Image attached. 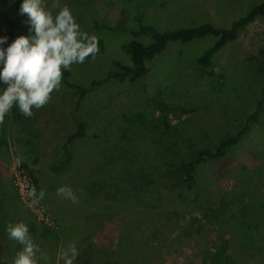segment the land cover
Listing matches in <instances>:
<instances>
[{
	"label": "rangeland",
	"instance_id": "rangeland-1",
	"mask_svg": "<svg viewBox=\"0 0 264 264\" xmlns=\"http://www.w3.org/2000/svg\"><path fill=\"white\" fill-rule=\"evenodd\" d=\"M3 1L0 0V37L5 36L4 21L12 15V8ZM263 1L59 0L61 7L70 8L81 31L97 36L102 44L94 57L67 70L68 80L84 87L112 71L111 62L128 65V56L121 46L131 41L142 45L150 42L147 36H130L128 31L138 23L157 31L203 23L226 29ZM52 3L53 0H45L49 9ZM51 10L53 15L59 11ZM22 15L28 19L27 14ZM29 35L34 36V31H27L26 36ZM16 38H8L0 48L6 49ZM214 41L207 35L188 43H169L164 51L145 62V74L133 84L108 83L79 102L73 114L80 122L98 123L92 127L95 140L85 132L84 138L68 146L71 160L63 173L49 170V165L61 156L60 149L54 158H41L47 164L40 166L39 184L34 178L40 191H45L46 205L54 216L41 200L44 209L54 222L56 217L66 219L67 214L72 223L66 228L71 232L61 238L56 225L53 229L42 227L17 198L12 213L13 224L26 223L35 242L51 256V264H61L59 251L68 243L75 242L79 249L78 237L72 231L79 227L81 211L85 231L89 222L96 220L100 224L110 222L111 230L120 228L128 234L132 243L128 244V254L139 258L138 264H264V112L224 158L197 166L195 185L190 191L184 189L175 166L180 157L234 134L253 110L264 85V16L247 24L235 41L216 52L210 68H198L196 58ZM2 83L0 92L6 87ZM73 100L72 92L62 85L59 92L52 93L49 104L52 111L59 112L63 110L62 102L70 105ZM56 117V123L64 125L63 136L74 132L66 118ZM35 119L27 122L14 118L8 123L5 118L7 124L0 125V133L13 128L8 132L24 142L31 135H24L28 133L25 128H42V118ZM18 122L23 124L15 125ZM35 156L37 153L32 152L31 157ZM14 159L24 169L22 161L13 155L9 173ZM65 185L74 190L78 204L56 194V189ZM134 187L136 191L169 192L172 207H163L161 201L145 197L143 205L136 206L133 199L129 200L131 205L126 203L127 198L120 194L130 190L131 196ZM121 199H125L123 205ZM122 206L130 209L123 211ZM138 207L139 213L135 211ZM47 230L58 237L56 241L46 234ZM4 232L0 230V257L14 264L23 246L10 238L3 239L8 237ZM117 239L123 242L116 234H110L107 242ZM84 250H79L74 264L95 262L85 257Z\"/></svg>",
	"mask_w": 264,
	"mask_h": 264
},
{
	"label": "trees",
	"instance_id": "trees-1",
	"mask_svg": "<svg viewBox=\"0 0 264 264\" xmlns=\"http://www.w3.org/2000/svg\"><path fill=\"white\" fill-rule=\"evenodd\" d=\"M6 5L10 6L12 8L11 11V18L4 21V35L8 38H14V36H20V35H27V31L30 30V25L28 24V19L24 18L22 14L18 11L21 6V0H5L3 1ZM264 16V1L251 7L243 16L233 21L228 28H219L214 27L211 24L203 23L198 26L188 27V28H176L169 31H157L154 29V27L146 24L138 23L135 28L129 30V34L131 37L136 38L139 36H147L150 39V42L146 45H142L136 41H131L129 43H126L121 46V50L128 56L129 64L128 65H122L118 62H111V65L113 66V70L106 73L104 76L91 80L87 86L81 87L77 86L74 83L69 82L68 77L69 73L67 70H63V79H62V85L70 90L72 92V96H74V100L69 103H73V105L70 108V105L66 104L65 102H62V108L63 110H60L59 112L52 111L53 107H50V102L45 105L43 108L35 109L33 108L34 115L32 117H25L16 107L15 105L10 110L8 114H6L5 118H7L8 123L11 120H14V118H21L27 122L33 121L37 117L42 118V126H46L53 121L57 120L56 116H61L63 120L65 118L67 119L68 125H72L75 130L73 133L64 135L62 137V140L59 145L60 149V157L53 163L49 165V170L53 173H63L68 168L67 164L71 160V155L69 151L67 150L68 146L71 145L72 142L82 139L86 136V133L90 134L91 138L95 140V134H92L93 128L97 127L98 123L94 121H84L80 122L77 120L76 115L74 116L73 112L79 107V102L87 97L89 94H91L96 89L108 84V83H128L133 84L136 82L137 79H139L141 76H143L146 72L145 68V62L149 61L153 56L160 54L162 51L165 50L166 46L169 43L173 42H180V43H188L194 39H200L204 36L210 35L215 38L214 43L200 56H198L195 60V64L198 68H202L207 70V68H210L211 66V59L214 56L216 52H218L222 47L227 45L230 42L235 41L237 38V33L245 27L247 24L253 22L256 18ZM94 26L97 28L99 27L98 24H94ZM118 28V26H116ZM121 28V27H120ZM101 41H98V47L101 48ZM0 67H2L0 65ZM264 73V71H263ZM1 83V82H0ZM3 84V83H2ZM65 97V95H64ZM62 98V97H61ZM67 105V106H66ZM264 112V85L259 93V96L255 102L253 110L245 117L242 123H240L237 126L236 131L234 134L227 136L225 138L220 139L218 142H216L214 145L206 148L199 149L195 151L194 153H190L186 155L185 157H180V161L175 164L177 172L179 174V177L181 179V182L183 184V187L185 190L190 191L193 186L195 185V172L197 169V166L209 161H218L226 156V154L231 150L233 146H235L241 139L244 133H246L250 127L257 122V120L263 115ZM43 114H47L48 116ZM24 121V122H25ZM34 124L36 125V119L34 120ZM4 124H7L4 122ZM3 124V125H4ZM23 124V122H18L15 125ZM12 125V124H11ZM91 128L89 129L88 127ZM93 127V128H92ZM12 129H9L8 131H11ZM2 131L0 127V132ZM4 132L0 133V140L4 139L6 134H10V132ZM97 131V130H96ZM86 132V133H85ZM147 158V156H145ZM80 163V162H79ZM26 172H28L31 175V172L29 168H27L25 165H23ZM78 168H75L76 170ZM71 171V169L69 170ZM79 171V169H78ZM80 173V172H79ZM36 183V181H35ZM36 192L37 194L40 191V187L36 186ZM116 188L118 186L116 185ZM130 189V188H129ZM98 191V190H97ZM96 191V192H97ZM140 191V193H139ZM119 193V192H118ZM130 190L124 191L120 194V197H126L127 201L126 203L131 205V202L129 200L133 199L135 200L136 204H142L144 201V197L149 198L150 200L153 199V201H161V205L163 204V207H172L171 203V194L164 190H158L153 189L152 191H142L137 190L134 187L133 193L131 196H129ZM97 195V193H96ZM151 196H154L155 198H151ZM10 199V198H9ZM96 199V198H95ZM98 199V198H97ZM156 199V200H154ZM125 199H121L119 202L120 204L124 203ZM168 203L171 205L169 206ZM134 204V202H133ZM126 206V205H125ZM123 207V211H127L128 207ZM137 206V205H136ZM161 206L160 211L162 213L165 212V208L163 209ZM2 208H6L5 211H3ZM100 208V207H98ZM130 209V207H129ZM135 210L137 213L140 211V207H138ZM143 209V208H142ZM169 208H166L168 210ZM95 212H99V210H94ZM131 211V210H130ZM13 208L11 206V202L6 204V207H1L0 205V230L5 231L4 235H7V225L9 223L14 222L13 214ZM124 213V212H123ZM9 215V216H8ZM84 215V211H81V217L80 221L77 220L79 223V227L77 231H72V234H75V237L77 236L78 239L76 241H79V249L78 250H84V248H87L84 250L83 253L85 257L88 258V260H95L93 264H138L139 258H136V256L132 254H128V244H132L131 240L128 236V234H123L120 231V228L117 229V231L111 230V225H109L110 222L105 223H98L96 220L89 222L90 225L87 228V230H84L83 224L86 222H83L85 219L82 216ZM92 215V214H87ZM66 219L64 218L61 221V218H55V225H56V232L58 235L65 237L68 235V232H71V229L66 228L67 224H71L72 220L67 218V214L65 215ZM131 217V216H130ZM76 220V219H74ZM121 221H124L122 219ZM151 224L152 223V220ZM137 222V221H135ZM88 223V224H89ZM131 223V220L129 224ZM83 230V231H82ZM141 230H147V232H150L147 227L143 228ZM84 231L86 232V238H84ZM47 235L51 236L54 241L57 240L54 235L52 236L53 232L46 231ZM116 234L118 238L122 239L120 241L117 239L116 241L112 242L111 244L107 242L109 235ZM151 236V233L150 235ZM4 238H9V236H5ZM60 238V239H61ZM15 241V240H13ZM95 243V245H94ZM95 246V247H94ZM97 248V249H95ZM133 260V261H132ZM0 264H8L7 262L2 261L0 257Z\"/></svg>",
	"mask_w": 264,
	"mask_h": 264
},
{
	"label": "clouds",
	"instance_id": "clouds-1",
	"mask_svg": "<svg viewBox=\"0 0 264 264\" xmlns=\"http://www.w3.org/2000/svg\"><path fill=\"white\" fill-rule=\"evenodd\" d=\"M59 9L53 15L51 9ZM51 9L45 0H23L20 13L27 14L30 32L35 35L18 36L6 49L0 48V82L6 86L0 92V125L15 105L25 117L34 115L33 108L40 109L49 103L52 93L62 88L63 70H71L73 64H82L98 51V38L81 31L70 8L60 6L53 0ZM0 37V45L7 42ZM45 191L38 194L35 188L27 196L32 204L45 197ZM56 194L78 204L79 198L70 186H60ZM10 239L23 246L17 252L14 264H51V256L35 242L24 222L9 223ZM79 250L70 242L59 251L61 264H74Z\"/></svg>",
	"mask_w": 264,
	"mask_h": 264
},
{
	"label": "crops",
	"instance_id": "crops-1",
	"mask_svg": "<svg viewBox=\"0 0 264 264\" xmlns=\"http://www.w3.org/2000/svg\"><path fill=\"white\" fill-rule=\"evenodd\" d=\"M53 121L52 123L42 126V128L34 127V129L25 128L24 135H30L29 139L21 142L22 138L6 134L4 139L0 140V205L6 207L11 202L13 211L16 205V197L11 186L9 163L14 156L18 157L22 163L29 168L31 174L39 184L40 166L47 164V160L55 157V152L59 150V145L63 137L64 125H60ZM51 126V127H50ZM59 137H58V135ZM61 136V137H60ZM18 141H17V139ZM32 152H36L37 156L31 157ZM10 198V199H9ZM46 196L42 199L46 210L53 215L48 209L45 201ZM5 211L6 208H2ZM9 216V215H8ZM13 216V215H12ZM54 216V215H53Z\"/></svg>",
	"mask_w": 264,
	"mask_h": 264
},
{
	"label": "built area",
	"instance_id": "built-area-1",
	"mask_svg": "<svg viewBox=\"0 0 264 264\" xmlns=\"http://www.w3.org/2000/svg\"><path fill=\"white\" fill-rule=\"evenodd\" d=\"M10 176L12 187L20 205L28 211L34 220L46 229H53L55 226L54 218L44 209L41 202L32 204L27 196L28 191L35 188L34 177L26 172L18 159H14L10 166Z\"/></svg>",
	"mask_w": 264,
	"mask_h": 264
}]
</instances>
